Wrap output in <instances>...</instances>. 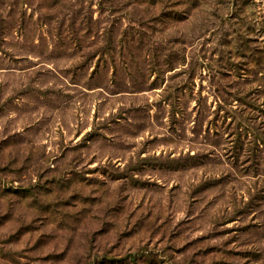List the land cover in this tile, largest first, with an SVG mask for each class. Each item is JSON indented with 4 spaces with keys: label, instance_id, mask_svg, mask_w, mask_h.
I'll use <instances>...</instances> for the list:
<instances>
[{
    "label": "rangeland",
    "instance_id": "rangeland-1",
    "mask_svg": "<svg viewBox=\"0 0 264 264\" xmlns=\"http://www.w3.org/2000/svg\"><path fill=\"white\" fill-rule=\"evenodd\" d=\"M0 264H264V0H0Z\"/></svg>",
    "mask_w": 264,
    "mask_h": 264
}]
</instances>
